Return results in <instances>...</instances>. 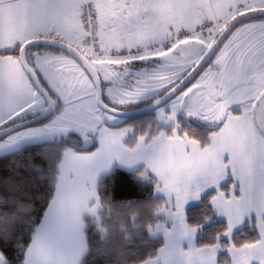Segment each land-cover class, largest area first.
<instances>
[{
	"label": "snow or ice",
	"instance_id": "obj_1",
	"mask_svg": "<svg viewBox=\"0 0 264 264\" xmlns=\"http://www.w3.org/2000/svg\"><path fill=\"white\" fill-rule=\"evenodd\" d=\"M5 157L0 264H264V0H0Z\"/></svg>",
	"mask_w": 264,
	"mask_h": 264
},
{
	"label": "trees",
	"instance_id": "obj_2",
	"mask_svg": "<svg viewBox=\"0 0 264 264\" xmlns=\"http://www.w3.org/2000/svg\"><path fill=\"white\" fill-rule=\"evenodd\" d=\"M141 119H147V116L139 117ZM42 145L32 144L24 146V155L35 156L41 150ZM12 163L11 158H0V171H5L7 167ZM107 183L111 189L112 195L117 200L127 199H140L144 195H147L146 189H143L133 178L132 174L121 168H117L114 173L107 179ZM43 191V188H41Z\"/></svg>",
	"mask_w": 264,
	"mask_h": 264
},
{
	"label": "rangeland",
	"instance_id": "obj_3",
	"mask_svg": "<svg viewBox=\"0 0 264 264\" xmlns=\"http://www.w3.org/2000/svg\"><path fill=\"white\" fill-rule=\"evenodd\" d=\"M27 145H32V144H27ZM27 145H25V146H27Z\"/></svg>",
	"mask_w": 264,
	"mask_h": 264
},
{
	"label": "crops",
	"instance_id": "obj_4",
	"mask_svg": "<svg viewBox=\"0 0 264 264\" xmlns=\"http://www.w3.org/2000/svg\"><path fill=\"white\" fill-rule=\"evenodd\" d=\"M124 170V169H123ZM125 171H127V170H125Z\"/></svg>",
	"mask_w": 264,
	"mask_h": 264
}]
</instances>
